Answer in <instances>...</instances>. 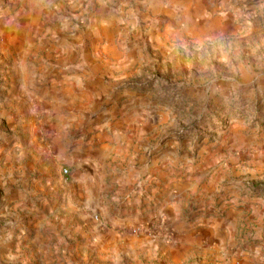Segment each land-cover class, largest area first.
<instances>
[{
    "label": "rangeland",
    "instance_id": "obj_1",
    "mask_svg": "<svg viewBox=\"0 0 264 264\" xmlns=\"http://www.w3.org/2000/svg\"><path fill=\"white\" fill-rule=\"evenodd\" d=\"M0 264H264V0H0Z\"/></svg>",
    "mask_w": 264,
    "mask_h": 264
},
{
    "label": "crops",
    "instance_id": "obj_2",
    "mask_svg": "<svg viewBox=\"0 0 264 264\" xmlns=\"http://www.w3.org/2000/svg\"><path fill=\"white\" fill-rule=\"evenodd\" d=\"M104 117V116H103ZM103 117H99L96 119V121L101 122L105 119ZM108 125L110 123H107ZM97 132V141L99 142L98 145L100 148L94 150L93 148L90 150L91 152V158L85 160L87 163V167L90 166L91 169L96 170L93 174L98 173L97 169L101 168L100 164L101 162L109 161L110 163H117L119 160L123 159V154L125 155V160L129 161L127 166H133L137 161L139 160V165L144 164L147 166H152V159H144V157H135V156H129L130 150L133 148L134 143H135V138L136 136H139L141 134L140 130H135V129H129L128 127H99ZM135 130V131H134ZM129 151V154H125L126 152ZM93 158V159H92ZM135 158V159H134ZM128 159V160H127ZM137 159V161H136ZM122 160V161H125ZM123 167V166H122ZM170 193V197L167 198L164 202L168 204L169 198H170V203L171 200H175L174 196V191L178 192L179 194L181 193V190L173 189L171 187H168ZM172 193V194H171ZM178 197V196H177ZM169 203V204H170Z\"/></svg>",
    "mask_w": 264,
    "mask_h": 264
},
{
    "label": "built area",
    "instance_id": "obj_3",
    "mask_svg": "<svg viewBox=\"0 0 264 264\" xmlns=\"http://www.w3.org/2000/svg\"><path fill=\"white\" fill-rule=\"evenodd\" d=\"M138 230H139V229L135 230L134 232L137 233Z\"/></svg>",
    "mask_w": 264,
    "mask_h": 264
}]
</instances>
